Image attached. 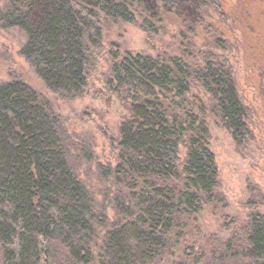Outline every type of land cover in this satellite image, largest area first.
Listing matches in <instances>:
<instances>
[{"label":"trees","instance_id":"16d2710c","mask_svg":"<svg viewBox=\"0 0 264 264\" xmlns=\"http://www.w3.org/2000/svg\"><path fill=\"white\" fill-rule=\"evenodd\" d=\"M181 4L5 0L0 30L23 32L20 55L55 99L19 78L0 83V264H157L203 206L222 199L205 105L187 96L194 84L205 90L211 111L243 142L247 109L227 58L208 52L202 67L144 54L113 61L112 81L130 116L119 128L116 164L96 165L101 200L78 174L90 147L78 153L54 107L83 94L103 23L133 21L138 7L151 17L163 9L183 15ZM212 6L224 15L219 0H197V17ZM228 40L218 43L224 49ZM241 231V240L201 248L190 264H264V213L251 214Z\"/></svg>","mask_w":264,"mask_h":264},{"label":"rangeland","instance_id":"374dc122","mask_svg":"<svg viewBox=\"0 0 264 264\" xmlns=\"http://www.w3.org/2000/svg\"><path fill=\"white\" fill-rule=\"evenodd\" d=\"M181 2L183 15L163 9L159 16L151 17L138 7L133 21L103 23V39L89 58L83 94L54 102L78 153H82L81 147L91 149L85 155L90 161L80 159L77 169L90 192L101 200L104 185L97 179L96 165L116 164L119 128L130 116L129 102L119 97L112 81L113 61L126 54H144L162 60L179 58L192 67H202L208 52L228 59L239 99L247 109L249 135L243 142H235L225 123L211 111L210 95L192 85L187 97L205 105L203 118L218 170L216 192L222 199L204 205L183 232V239L173 243L157 264H190L200 257L201 248L209 251L212 244L241 240L250 215L264 213V0H219L224 15L212 6L202 21L196 15L197 0ZM4 4L0 0V8ZM218 39H229L226 48ZM25 42L18 28L0 30V83L19 78L42 97L55 99L20 55ZM179 156L184 158V149ZM107 212L113 215L111 209Z\"/></svg>","mask_w":264,"mask_h":264}]
</instances>
